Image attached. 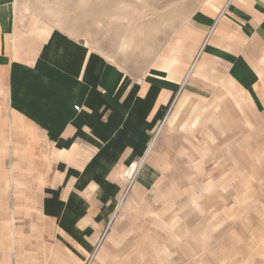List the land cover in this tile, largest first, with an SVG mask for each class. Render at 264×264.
<instances>
[{"label": "rangeland", "instance_id": "obj_1", "mask_svg": "<svg viewBox=\"0 0 264 264\" xmlns=\"http://www.w3.org/2000/svg\"><path fill=\"white\" fill-rule=\"evenodd\" d=\"M29 2L33 15L68 23L112 62L143 71L176 49L195 14L220 11L226 0ZM209 62L204 95L173 101L160 126L151 152L160 186L126 198L99 264H264V118ZM4 80L0 70V264H76L39 213L51 149L13 116Z\"/></svg>", "mask_w": 264, "mask_h": 264}, {"label": "crops", "instance_id": "obj_2", "mask_svg": "<svg viewBox=\"0 0 264 264\" xmlns=\"http://www.w3.org/2000/svg\"><path fill=\"white\" fill-rule=\"evenodd\" d=\"M32 6L0 0V70L9 108L51 149L38 199L48 233L76 264H99L129 195L160 186L151 158L160 126L173 101L204 95V77L214 76L209 61L264 118V0H226L220 11L195 14L176 49L143 71L112 62L68 23L33 15Z\"/></svg>", "mask_w": 264, "mask_h": 264}, {"label": "bare ground", "instance_id": "obj_3", "mask_svg": "<svg viewBox=\"0 0 264 264\" xmlns=\"http://www.w3.org/2000/svg\"><path fill=\"white\" fill-rule=\"evenodd\" d=\"M139 168H140V167H137V165H136V166H134V167L132 168L133 170H132V169H131V170H132L133 172L136 171L135 169H137V170L139 171ZM129 174H131V173H129ZM132 175H133V174H132ZM132 175H130V178H132Z\"/></svg>", "mask_w": 264, "mask_h": 264}, {"label": "built area", "instance_id": "obj_4", "mask_svg": "<svg viewBox=\"0 0 264 264\" xmlns=\"http://www.w3.org/2000/svg\"><path fill=\"white\" fill-rule=\"evenodd\" d=\"M76 109H78V107H76ZM132 167H133V166H132ZM132 167H131V168H132ZM126 174H127V173H126Z\"/></svg>", "mask_w": 264, "mask_h": 264}, {"label": "water", "instance_id": "obj_5", "mask_svg": "<svg viewBox=\"0 0 264 264\" xmlns=\"http://www.w3.org/2000/svg\"><path fill=\"white\" fill-rule=\"evenodd\" d=\"M91 260H92V258H91ZM91 260H90V261H91ZM88 264H90V262H89Z\"/></svg>", "mask_w": 264, "mask_h": 264}]
</instances>
